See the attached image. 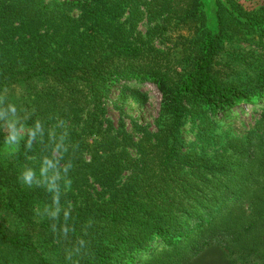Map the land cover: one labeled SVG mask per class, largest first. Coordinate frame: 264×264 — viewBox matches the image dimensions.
Masks as SVG:
<instances>
[{
  "label": "trees",
  "instance_id": "trees-1",
  "mask_svg": "<svg viewBox=\"0 0 264 264\" xmlns=\"http://www.w3.org/2000/svg\"><path fill=\"white\" fill-rule=\"evenodd\" d=\"M138 1L149 17L162 16V28L190 32L183 39L186 49L179 65L161 52L105 46L99 34L105 16L125 5L138 20L141 13L133 0L80 3L90 33L64 59L42 57L44 36L36 33L22 38L7 57L0 56V95L25 83L29 92L40 91L37 95L56 104L97 106L115 84L130 82L149 84L162 97L157 134L154 140L142 138L139 157L103 162L105 177L132 171L126 186L102 202L88 198L81 208L51 214L39 225L27 217L30 232L49 230L63 238L59 256L48 260L28 237L8 232L0 222V262L191 264L207 248L221 246L230 249L237 264H264V113L245 136L226 141L214 134L211 120L264 100V4L246 11L234 0H218L211 23L203 0ZM96 12L100 18L91 16ZM15 22L49 24L56 31L69 22L78 29L75 21L42 0H0V26ZM243 42L263 51L238 50L235 45ZM43 81L50 84L41 85ZM186 117L199 122V136L207 146H219L213 155L183 151L178 130ZM26 124L35 134L37 118ZM6 140L0 130V148ZM46 146L27 143L24 153H40ZM6 176L0 169V184L18 194L15 180Z\"/></svg>",
  "mask_w": 264,
  "mask_h": 264
},
{
  "label": "rangeland",
  "instance_id": "rangeland-1",
  "mask_svg": "<svg viewBox=\"0 0 264 264\" xmlns=\"http://www.w3.org/2000/svg\"><path fill=\"white\" fill-rule=\"evenodd\" d=\"M42 1L75 21L78 29L70 28L72 24L69 22H63L59 31L53 30L54 26L49 27V24L20 26L15 22L7 28L0 26V56L7 57L22 38L28 39L36 33L44 36L45 53L42 57L61 60L89 35L87 27L90 22L79 6L84 0ZM133 1L141 13L138 20L132 17L125 5L114 7V15L105 16L106 26L99 33L105 46L114 43L161 52L168 61L179 65L186 49L183 39L189 37L190 32L173 26L165 29L163 25L162 28V16L149 17L143 3ZM234 1L246 11L257 10L264 4V0ZM217 3L218 0H203L204 15L211 23L216 20ZM91 16L97 19L101 15L96 12ZM235 47L245 52L263 51L245 42ZM236 68L243 71L242 66L237 65ZM47 84L50 82L41 83ZM39 92H29L25 83H17L0 95V130L7 134V140L0 148V169L18 186L16 194L0 184V222L8 232L28 237L52 261L61 252L63 238L49 230L30 232L28 218L39 225L51 214L81 208L88 198L102 202L126 186L132 171L105 177L103 162L108 158L139 157L138 146L142 138L149 136L154 140L157 134L162 97L149 84L130 82L115 84L108 97L97 106L56 104L47 96L37 95ZM263 113L264 100H256L214 115L211 117L214 134L224 141L234 136H245L255 128ZM32 117H36L38 123L35 134L26 124ZM199 133V122L186 117L178 130L183 151L196 150L213 155L219 146H207ZM27 143L42 148L47 145V150L25 154ZM38 192L45 195L36 197ZM26 207L29 209L25 210ZM5 262L2 260L0 264Z\"/></svg>",
  "mask_w": 264,
  "mask_h": 264
},
{
  "label": "crops",
  "instance_id": "crops-1",
  "mask_svg": "<svg viewBox=\"0 0 264 264\" xmlns=\"http://www.w3.org/2000/svg\"><path fill=\"white\" fill-rule=\"evenodd\" d=\"M191 264H237L230 249L221 246L207 248Z\"/></svg>",
  "mask_w": 264,
  "mask_h": 264
},
{
  "label": "clouds",
  "instance_id": "clouds-1",
  "mask_svg": "<svg viewBox=\"0 0 264 264\" xmlns=\"http://www.w3.org/2000/svg\"><path fill=\"white\" fill-rule=\"evenodd\" d=\"M13 111H14V109H13Z\"/></svg>",
  "mask_w": 264,
  "mask_h": 264
}]
</instances>
